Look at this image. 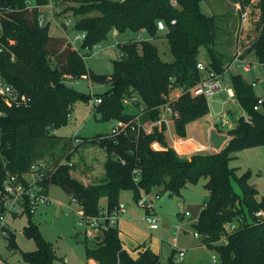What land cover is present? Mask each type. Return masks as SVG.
<instances>
[{
	"label": "trees",
	"instance_id": "1",
	"mask_svg": "<svg viewBox=\"0 0 264 264\" xmlns=\"http://www.w3.org/2000/svg\"><path fill=\"white\" fill-rule=\"evenodd\" d=\"M30 1L40 6L48 2L0 0V78L12 85L20 98L25 95L28 99L25 104L9 106L0 96V180L3 163L11 172L23 174L34 162L43 159V150L55 137L52 131L67 124L72 107L79 100L101 98L94 112L103 121L128 123L135 119V114L127 112L126 98L137 96L149 111L145 118L155 120L158 113L153 109L166 101L163 95L179 91L176 108L180 117L174 126L181 138L187 137L191 122L210 113L205 97H194L187 92L204 77L197 67L202 47L207 49L208 69L221 73L225 68L224 57L215 48L216 18L203 12L202 0H176V4L171 0H70L79 5L75 13L81 15L74 24L75 31L87 33L83 48L108 41L114 30L118 34L135 35L145 31L151 39L118 43L116 50L123 56L118 55L113 61L109 76L89 72L83 57L66 37L51 35L50 24L40 27L39 10L29 8ZM237 1L241 12L251 10L250 20L254 19L257 8L260 11L258 34L250 42L246 36L243 44L249 45L246 51H253L257 61L264 64V0L259 5L252 0ZM94 12L98 14L92 15ZM158 21L167 25L163 37L173 57L171 62L162 59L152 41L159 36ZM68 76L73 80L87 76L97 83L109 84V88L104 93L88 95L69 86ZM230 80L249 120L244 116L237 119L235 127L227 132L230 140L220 151L180 157L169 146L165 131L157 129L114 138L97 134L79 145L99 144L107 151L106 179L96 185H85L71 176L72 165H63L46 185V188L50 184L60 185L80 204L88 218L100 214L103 198L107 199L108 210L117 207L121 188L132 189L138 201L141 190L176 195L188 183L206 178L209 198L195 227L198 233L209 236L204 243L218 253L219 259L187 263L172 255L163 260L147 247H140L137 256H132L128 249H123L117 228L97 233L93 238L86 236L89 259L98 264H264V219L254 218L255 212L264 210V197L258 200L256 189L248 182V174L238 176L237 169L230 166L237 151L264 146V99L261 110L255 111L260 98L252 84L241 75H232ZM154 143L163 149H154ZM135 169L139 170L138 182L134 179ZM235 184L240 193L235 190ZM33 217L29 213L24 233L36 241L37 249L24 253L26 264H55L54 246L42 237ZM233 222H239V228L227 231L226 225ZM222 238L224 243H220ZM7 239L14 244L15 233Z\"/></svg>",
	"mask_w": 264,
	"mask_h": 264
},
{
	"label": "rangeland",
	"instance_id": "2",
	"mask_svg": "<svg viewBox=\"0 0 264 264\" xmlns=\"http://www.w3.org/2000/svg\"><path fill=\"white\" fill-rule=\"evenodd\" d=\"M252 1L256 5L261 2V0ZM238 4L237 0H202L203 12L216 18L217 39L215 48L224 57L225 68L228 67L232 54L233 61L240 48L239 44L246 40V36L250 42L258 34L259 9L255 10L253 20H250L249 15V18L243 22L244 30H242L240 27L242 15ZM78 7V4L70 0L64 4H57L56 19L61 23L66 19H71L72 25L75 24L81 18V15L75 13V8ZM248 12L250 14L251 10ZM97 14V12L92 13V15ZM49 27L51 35L65 37L64 31L55 24L52 23ZM164 32L160 31L159 36L152 41L158 46L162 59L171 62L173 57L163 37ZM77 33L78 31H75L73 27L70 28V37L73 38ZM140 35L148 37L147 34L141 33ZM135 37V34L131 32L119 35L113 33L108 41L99 43L100 51L92 55H86L87 50L82 48L88 71L97 76L111 75L113 61L118 58L114 45ZM243 56V60L235 62L229 68L230 77L241 75L250 84L256 81L258 84L254 87V91L257 96L264 98V64L257 61L253 51H244ZM200 61L208 63L205 47L201 49ZM247 63H253V67L249 70L244 69ZM67 83L69 86L93 96L104 93L109 88V84L97 83L89 77L68 80ZM0 96L2 100H5L1 92ZM93 99L95 97L88 101L79 100L74 103L67 124L52 131L55 137L48 141L47 147L43 150L42 159L53 165L61 161H65L67 165H72L71 176L83 184L87 183L85 185H96L106 179L105 163L109 156L99 144L85 142L79 145L77 140L85 141L86 138L95 137L97 134H107L115 124L113 121H103L101 115L94 112ZM209 105V114L212 117H217L225 110L233 120L235 119L233 121L234 126L244 112L239 102H228L227 97L223 99L221 96H216L209 100ZM127 112L137 113L133 106H127ZM201 120L189 124L187 138L198 141V132L203 124ZM166 133L167 140L171 143L178 137L174 125H171V131L168 130ZM200 142L210 143V140L205 136ZM153 148L156 149L157 147ZM204 153L207 152L204 151ZM230 166L237 169L238 176L248 174V182L256 189L257 199L261 200L264 197V146L237 151L233 154ZM207 182L206 178H202L196 183H188L179 194L173 196H170L169 192L155 190L154 194L160 195L156 201V207L162 218L161 228L156 231L149 229L144 218L145 210L137 205L133 190L121 188L119 201L126 204L128 208L120 226L121 240L129 253L132 256H137L140 247H147L160 255L163 260H167L172 255L177 258V251L173 247V238L177 233L178 247L187 250L183 261L187 263L217 261L219 259L218 253L207 247L199 246L201 239L194 236V233L197 232L195 225L201 209L209 198V192L206 189ZM234 188L240 193L237 184L234 185ZM47 193L52 203L40 207L38 212L34 214L33 220L38 224L42 237L53 244L57 255L55 264H98L87 257L84 241L88 235L85 225L81 224L80 204L60 185L50 184ZM106 200L103 198L100 204L105 205ZM186 212H189L190 215L186 216ZM28 220V216L24 215L16 220L10 218L8 221L11 230L15 233V243L12 244L9 239H0V256L7 264H26L24 253L37 249L36 241L24 233Z\"/></svg>",
	"mask_w": 264,
	"mask_h": 264
},
{
	"label": "built area",
	"instance_id": "3",
	"mask_svg": "<svg viewBox=\"0 0 264 264\" xmlns=\"http://www.w3.org/2000/svg\"><path fill=\"white\" fill-rule=\"evenodd\" d=\"M67 0H48L47 4L45 5H37L36 3L30 1L28 3L29 8H38L39 16H38V24L40 27H43L47 24H55L58 28H61L64 33L65 37L69 40L73 48H75L85 59L84 53H82V45L84 44L85 40L87 39L86 32H78L72 38L69 36L70 28H74V24L72 25L73 21L71 19H66L64 22H59L56 19V5L57 4H64ZM173 4H176V0H171ZM238 8L241 10V5L238 4ZM46 10V12H44ZM242 15V24L241 29H243L242 25L245 20L249 18L248 10L245 12H241ZM48 17V18H47ZM172 23H175L173 21ZM157 28L159 31H166L167 25L164 21L157 22ZM114 33L117 35L118 31L114 30ZM145 34V31L141 32ZM140 33V34H141ZM140 34L135 35L136 37L134 40H146L150 38L142 36ZM79 44V47H77ZM243 45V46H242ZM117 49L118 43L114 45ZM240 48L235 54V57L231 63H229L228 67L224 69L221 73H216L213 70L208 69L207 64L199 61L198 62V69L204 73V77L194 86L190 87L187 92H189L192 96H203L208 101L212 100L216 96L220 95L221 93L225 92L227 101L228 102H238L236 93L234 88L231 85L230 75H229V68L237 61L243 60V53L246 51L249 45L239 44ZM87 50L86 55L96 54L100 51L101 46L99 43L94 44L93 46L85 47ZM119 56H123L121 51H117ZM253 67V63H247L244 67L245 70H249ZM70 80H73L72 76L67 77ZM83 78H87V76H83ZM253 87L257 86V82L254 81L251 83ZM0 92L4 96L6 103L9 106H13V104L17 103H27L28 99L25 95H22L20 98L19 93L17 90L10 84L3 82L0 80ZM165 98V102L153 109V111H157L158 115L155 120L149 119L147 123L143 122L142 117L147 115L149 111H147L144 104L141 103L140 99L137 96H132L130 98H126L124 100V104L126 106H133L136 108L137 113L135 114V119L131 122H115L112 126L111 130L107 133L110 138H114L121 134H131V133H151L154 129L159 131H165L167 135V131H171V125L175 124V120L180 117V112L176 108V102L179 98V95L172 96V94L163 95ZM264 98H260L258 104L254 107L255 111L261 110V105L263 103ZM102 102L101 98H95L93 100V105L96 106ZM244 118L249 120L248 114L244 113ZM233 118L227 113L225 110L220 113L217 117H212L210 120V127L216 129L217 131L223 132L224 129L230 130L234 128L233 125ZM165 129V130H164ZM104 134V135H107ZM0 138H1V129H0ZM81 142L77 140V143ZM179 142H183L182 139H179ZM0 156H1V142H0ZM67 165L65 161L58 162L56 164H50L45 160H38L34 162L29 170L23 174H17L11 172L7 165L3 163V170H2V178L0 180V239L5 238L7 239L10 234L14 233L11 230V227L8 223L9 219L12 218L16 220L18 217L36 214L40 207L49 205L52 203L48 193L46 185L49 184L57 170L63 166ZM134 179L135 182L139 180V170H134ZM146 193L145 191L141 190V195L139 200L137 201V205L145 210V220L148 223L149 229L152 231L159 230L162 225V218L157 211L156 201L160 198L159 194ZM127 213V206L126 204L120 203L117 207L113 210H108L106 208H102L100 214L96 217H85L82 212V222L86 227V234L91 238H93L97 233L104 232L110 228H117L119 230V236L121 238V230L120 226L124 219V215ZM186 216H189L190 213L186 212ZM254 218L258 220L264 219V210H259L255 212ZM256 219V220H257ZM255 220V221H256ZM247 221H251L249 218ZM243 222V220H240ZM240 223H229L226 225L227 231H235L239 228ZM177 233H175V237L173 238L174 244L173 247L177 251V260L183 261L186 255V251L182 250L178 247V239ZM194 236L197 238H201L204 242L205 239H208L209 236L200 234L198 232L194 233ZM225 238V237H224ZM221 239V242L224 240ZM160 240H163L160 238ZM220 242V243H221ZM206 246V244L204 243ZM207 247V246H206ZM123 249L126 247L123 245ZM215 262V261H213ZM0 264H7V262L0 256Z\"/></svg>",
	"mask_w": 264,
	"mask_h": 264
},
{
	"label": "crops",
	"instance_id": "4",
	"mask_svg": "<svg viewBox=\"0 0 264 264\" xmlns=\"http://www.w3.org/2000/svg\"><path fill=\"white\" fill-rule=\"evenodd\" d=\"M52 24V23H51ZM117 35H119V34H117ZM232 57H233V54H232V56H231V60L228 62V63H230L231 61H232ZM206 63V62H205ZM207 64V63H206ZM229 75H230V71H229ZM256 93V92H255ZM180 94V92L179 91H175V92H173L172 93V96H177V95H179ZM257 95V94H256ZM218 96H221L223 99H226V93L225 92H223V93H221L220 95H218ZM257 97H259V96H257ZM259 98H261V97H259ZM218 102H219V100H217ZM226 102V101H225ZM223 104V103H222ZM133 114H134V112H132ZM244 113H245V111L243 112V114L241 115V116H243L244 115ZM240 116V117H241ZM146 117V115H144L143 117H142V119H143V122H145V123H147L148 121H149V119L147 118H145ZM145 118V119H144ZM212 119V115H210V114H208L205 118H203L201 121H202V126H201V128H200V130H199V132H198V137H197V140L198 141H196V140H194V139H189V138H181V137H177L175 140H174V142L173 143H171V142H169L168 140H167V142H168V144H169V146L170 147H172L177 153H178V155L180 156V157H183V158H190L191 156H193V155H195V154H198V153H204V151H206L207 153H213V152H217V150H215V147H214V145L212 144V142H211V140H210V130H209V128H208V125L210 126V120ZM239 119V118H238ZM234 121H235V119H234ZM114 122V121H113ZM189 126V125H188ZM235 127V126H234ZM111 130V129H110ZM187 130H188V127H187ZM109 132V131H108ZM188 132V131H187ZM219 133H221V134H226V135H228L227 134V132H228V130H226V129H224L223 130V132H220V131H218ZM102 134V133H101ZM208 137V139L210 140V143H201L200 141L204 138V137ZM166 138H167V135H166ZM179 139H182V141L183 142H179ZM229 140H230V137H229ZM228 142H226L224 145H223V147H222V149L226 146V144H227ZM153 147H157L156 149H158V150H161V149H163V147L159 144V143H154L153 144ZM84 184H87V183H84ZM106 199V198H105ZM101 205V204H100ZM101 207L102 208H106L107 207V200H106V202H105V205H101ZM127 210H128V208H127ZM201 239V238H200ZM225 241H222L221 243H224ZM199 246H201V247H206L205 245H204V242L202 241V239H201V241H200V244H199ZM186 252H187V250H185Z\"/></svg>",
	"mask_w": 264,
	"mask_h": 264
},
{
	"label": "water",
	"instance_id": "5",
	"mask_svg": "<svg viewBox=\"0 0 264 264\" xmlns=\"http://www.w3.org/2000/svg\"><path fill=\"white\" fill-rule=\"evenodd\" d=\"M208 128L210 130V140L214 145L215 150L220 151L223 145L229 141V136L226 134L219 133L216 129L211 128L209 125ZM173 195V193L170 194V196Z\"/></svg>",
	"mask_w": 264,
	"mask_h": 264
}]
</instances>
